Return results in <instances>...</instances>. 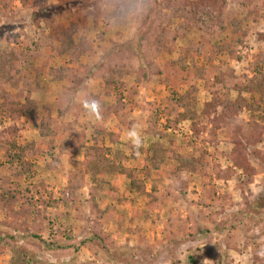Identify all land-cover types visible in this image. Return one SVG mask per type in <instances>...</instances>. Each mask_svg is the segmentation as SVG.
Here are the masks:
<instances>
[{"label":"rangeland","instance_id":"rangeland-1","mask_svg":"<svg viewBox=\"0 0 264 264\" xmlns=\"http://www.w3.org/2000/svg\"><path fill=\"white\" fill-rule=\"evenodd\" d=\"M120 1L125 12L103 16ZM209 1L221 26L185 39L148 19L152 0H13L0 9V51L13 54L11 79H0V193L16 195L10 209L0 203V264H42L47 253L71 264H187L191 253L198 264H264V0ZM72 23L59 54L58 30ZM81 38L92 49L80 55ZM180 47L188 51L175 70ZM60 66L78 70L75 83L51 79ZM2 91L35 109L16 115ZM86 95L102 101L101 123L78 102ZM239 95L244 107L221 119L213 103ZM45 115L54 135L42 138ZM136 122L144 148L166 147L159 168L130 155L125 136ZM94 139L103 151L89 161L110 163L107 173L81 163ZM240 145L251 169L232 162Z\"/></svg>","mask_w":264,"mask_h":264},{"label":"trees","instance_id":"trees-1","mask_svg":"<svg viewBox=\"0 0 264 264\" xmlns=\"http://www.w3.org/2000/svg\"><path fill=\"white\" fill-rule=\"evenodd\" d=\"M13 0H0V9L7 7L8 3ZM22 3L25 2V0H19ZM166 1V0H165ZM194 2V4H185L183 0H178L177 2H167V3H162V4H157L156 0H152L151 6L148 11V19L149 20H156L158 22V26L162 28V26H167V29H172V34L174 37L178 38H188V36L193 33L197 32L200 36L201 35H208L210 31L215 28L216 26H221L222 24V19L220 14H218V11L211 6L210 1L204 0V1H199V0H191ZM216 2L217 5L222 4L223 0H213ZM114 2V4L111 6V8L108 10V12L102 13L103 16L109 17V18H114L116 15L121 14L122 12H125V10L122 8L123 4L125 3L124 1H120L118 3ZM166 8L169 12L167 14H163L159 12V7ZM97 14V13H96ZM99 15V14H97ZM148 20V21H149ZM164 23V24H162ZM163 26V27H164ZM76 31L75 25L70 24L68 28H60L57 33V39L59 40L60 44L57 47V52L61 54L62 52H65L69 48V37L71 34H73ZM140 33H137L135 36V39H137ZM92 47L87 42L84 38H81L76 46L75 50L77 54H83L86 51L91 50ZM136 51V50H135ZM179 52L183 51L182 54L180 53L179 57L176 58V60L169 61L173 68L180 67L177 65V61L182 62L184 61L183 54L188 51V47L182 48L180 47ZM13 54L6 53L0 51V79H2L4 82H8L9 79H11V62H12ZM178 59V60H177ZM181 60V61H180ZM146 68V67H144ZM171 69V68H170ZM173 70V69H171ZM78 70L76 69L73 70L72 67H52L50 68V74H51V79L52 80H62V79H67L70 83H75L77 79V74ZM169 75H171V71H169ZM166 76L167 73H166ZM1 95L3 98L6 99L8 104H12L13 106V112L16 113V115L20 114L22 111L23 112H31L35 109V101L33 99H30L29 97H25L24 102H21L19 100L14 99L12 96L5 92H1ZM242 98L241 95H239L235 101L231 102L230 100H219L217 102H214L213 105L220 104L223 108V111L220 114L221 119H226L231 115V112L235 113L238 110H241L244 107L245 101ZM243 101V103H241ZM7 104V105H8ZM187 115V112L184 110L181 116ZM50 123H51V118L47 115L43 116L40 120L39 124V130L38 133L42 138L45 137H51L54 135V131L50 128ZM95 133H98L97 131ZM98 137L99 136L97 134ZM109 139L112 141H115L118 137V134L109 132ZM95 144H90V145H84V159L82 160V165L85 166L89 171H91L93 174H96L97 171L101 170L100 173H107L110 169V163H100L96 164L93 163L91 160L92 158H97L99 155L101 156L102 151H103V146H102V139H94ZM29 145H32V142H30ZM241 147H238V150H235L232 154V162L240 167L242 170H247L251 169L249 166V163L245 160V158L242 157L241 154V149H245L242 145ZM128 148L130 150V155L133 158H136L138 153H144L146 161H150L154 168H159L161 161L163 160V156L161 155H166L168 156V153L166 151V147H163L159 141H154L150 144L149 147L147 148H140L138 151H135L130 144H128ZM171 157L178 162H180L179 165H177V170H180L183 162V158L178 156L177 154H174V151H172ZM125 158V156H124ZM92 162V163H90ZM116 166L118 169H120V173H123L127 175L130 179V188H139L136 185L135 182V176L134 172L132 169H126L122 165L121 161H115ZM80 163V164H81ZM189 167H191L193 164L188 163ZM29 168V166H28ZM118 189L115 187H111V192L112 195L115 196L117 193ZM16 199V195L14 194L13 191L9 189L3 190L2 193H0V203H5L9 209L13 206L14 202ZM257 202H259L258 206L260 207L261 202H264V193L263 197L261 199H258ZM26 208L21 207L20 211H24ZM148 212H145V215ZM94 237H99V239L104 240L103 236H100L99 234H93ZM186 263L187 264H198V256L194 253L188 254L186 258Z\"/></svg>","mask_w":264,"mask_h":264},{"label":"clouds","instance_id":"clouds-1","mask_svg":"<svg viewBox=\"0 0 264 264\" xmlns=\"http://www.w3.org/2000/svg\"><path fill=\"white\" fill-rule=\"evenodd\" d=\"M130 12L135 11V8H130ZM86 114L92 117L97 123H101L103 117V104L102 101L94 96L86 95L78 101ZM144 128L139 122L133 123L126 132V141L130 143L135 151H138L144 146ZM72 257L64 256L58 258L51 253H47L42 257V264H71Z\"/></svg>","mask_w":264,"mask_h":264},{"label":"crops","instance_id":"crops-1","mask_svg":"<svg viewBox=\"0 0 264 264\" xmlns=\"http://www.w3.org/2000/svg\"><path fill=\"white\" fill-rule=\"evenodd\" d=\"M122 139V138H121ZM117 144H115V146H116Z\"/></svg>","mask_w":264,"mask_h":264}]
</instances>
